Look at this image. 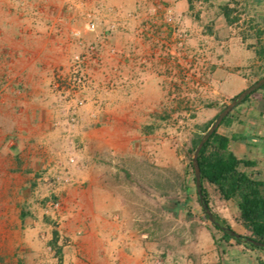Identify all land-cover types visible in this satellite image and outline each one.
Segmentation results:
<instances>
[{"label":"rangeland","instance_id":"1","mask_svg":"<svg viewBox=\"0 0 264 264\" xmlns=\"http://www.w3.org/2000/svg\"><path fill=\"white\" fill-rule=\"evenodd\" d=\"M134 1L141 5L0 0V264H259L264 257L246 244L215 243L222 234L199 203L191 169L202 128L264 70L246 72L243 89H223L206 76L215 65L190 45V29L176 24L182 45L170 20L153 18L147 32L128 10ZM132 23L167 51L159 67L125 45ZM156 73L162 95L145 92ZM219 132L237 138L232 151L257 161L248 171L260 176L264 90ZM204 188L213 213L250 237L237 204Z\"/></svg>","mask_w":264,"mask_h":264},{"label":"crops","instance_id":"2","mask_svg":"<svg viewBox=\"0 0 264 264\" xmlns=\"http://www.w3.org/2000/svg\"><path fill=\"white\" fill-rule=\"evenodd\" d=\"M153 2L156 0H140L139 4L142 6H138L136 1L134 4L132 2L128 10L139 14L137 24L145 21L148 32L152 19L160 18L162 22L172 21L166 26L173 29V34L179 22L181 27L190 29V45L195 50L203 48L211 66L215 65L213 72L206 76L214 77L223 89L230 91L237 85L243 89L247 83V73L254 68L257 71L259 68L264 70V0H209L201 9H196L189 0H172L170 6L156 8L151 7ZM134 24L136 23L131 24V33L125 37V45H130L132 55L139 48L140 52L154 56L159 67V60H165L167 51L160 44L153 43L148 33L138 36ZM205 44L208 46L205 47ZM147 78L150 82L145 87V92L162 95L164 91L159 85L162 79L160 75H147ZM128 88L130 92L135 90L132 83ZM157 101L160 100L157 98ZM260 161V176L255 179L264 181V159ZM240 233L243 234L244 231ZM261 260L264 261V257Z\"/></svg>","mask_w":264,"mask_h":264},{"label":"trees","instance_id":"3","mask_svg":"<svg viewBox=\"0 0 264 264\" xmlns=\"http://www.w3.org/2000/svg\"><path fill=\"white\" fill-rule=\"evenodd\" d=\"M190 3L192 4V0H190ZM261 90H264V86L247 96L241 104L246 103L254 93ZM233 111L225 118L221 126L210 137L200 152L199 166L204 198L203 200L199 198V203L208 218L210 219V216L214 218V229L222 234L221 240L217 241L215 239V243L218 246L235 241L238 245L246 244L250 248L259 249L264 252V248L252 243L264 244V181L256 180L255 173L248 171L249 169L256 168L258 162L239 158L231 149L232 142L237 141V138H230L219 132L222 126L229 125ZM212 124L210 123L202 128L203 134L208 131ZM202 137L203 135H200L194 140V151ZM191 169L193 170V180L196 184L193 163H191ZM206 182L218 189L223 200L227 202L234 201L237 204L240 213L239 221L246 230L251 232L250 237L238 234L225 219L213 213L210 206V195L204 188ZM205 205L209 206L211 215L207 213ZM259 264H264V261L260 260Z\"/></svg>","mask_w":264,"mask_h":264},{"label":"water","instance_id":"4","mask_svg":"<svg viewBox=\"0 0 264 264\" xmlns=\"http://www.w3.org/2000/svg\"><path fill=\"white\" fill-rule=\"evenodd\" d=\"M264 86V78L259 80L255 85L249 87L248 89L244 90L242 93H240L233 101L231 104H229L223 111L220 112L218 115L216 121L214 124L210 127L208 132L202 137L199 145L197 146L193 158V166L195 168V179H196V187H197V192L199 195V198L203 200V184L201 180V170L199 166V155L203 147L205 146L206 142L210 139V137L217 131V129L221 126L222 122L229 116V114L237 108L242 101L249 95H251L254 91L258 90L259 88H262ZM207 213L211 215V210L208 205L204 206ZM210 220L213 222L214 218L210 216ZM253 244L260 246L264 248V244L262 243H257V242H252Z\"/></svg>","mask_w":264,"mask_h":264},{"label":"built area","instance_id":"5","mask_svg":"<svg viewBox=\"0 0 264 264\" xmlns=\"http://www.w3.org/2000/svg\"><path fill=\"white\" fill-rule=\"evenodd\" d=\"M176 32V31H175ZM176 35V39L178 41V44L182 45L183 44V39L184 35L181 34L180 32L174 33Z\"/></svg>","mask_w":264,"mask_h":264}]
</instances>
